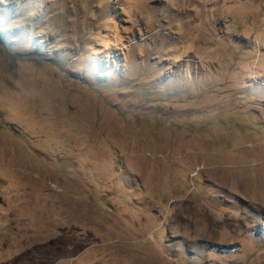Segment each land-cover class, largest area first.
<instances>
[{
  "label": "rangeland",
  "instance_id": "374dc122",
  "mask_svg": "<svg viewBox=\"0 0 264 264\" xmlns=\"http://www.w3.org/2000/svg\"><path fill=\"white\" fill-rule=\"evenodd\" d=\"M150 263L264 264V0H0V264Z\"/></svg>",
  "mask_w": 264,
  "mask_h": 264
},
{
  "label": "bare ground",
  "instance_id": "6f19581e",
  "mask_svg": "<svg viewBox=\"0 0 264 264\" xmlns=\"http://www.w3.org/2000/svg\"><path fill=\"white\" fill-rule=\"evenodd\" d=\"M255 187H256V184H255ZM257 188H258V186H257ZM165 263V262H164ZM151 264V263H150Z\"/></svg>",
  "mask_w": 264,
  "mask_h": 264
}]
</instances>
